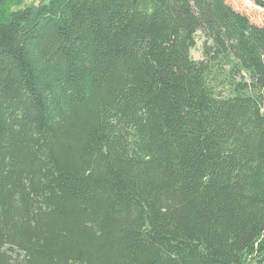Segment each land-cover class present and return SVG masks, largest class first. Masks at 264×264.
<instances>
[{"label": "trees", "instance_id": "16d2710c", "mask_svg": "<svg viewBox=\"0 0 264 264\" xmlns=\"http://www.w3.org/2000/svg\"><path fill=\"white\" fill-rule=\"evenodd\" d=\"M21 2L0 0V264H262L264 24Z\"/></svg>", "mask_w": 264, "mask_h": 264}, {"label": "rangeland", "instance_id": "374dc122", "mask_svg": "<svg viewBox=\"0 0 264 264\" xmlns=\"http://www.w3.org/2000/svg\"><path fill=\"white\" fill-rule=\"evenodd\" d=\"M33 2V0H22L21 4H28ZM233 7L240 10L241 12L246 13L251 21L257 24H264V7L259 6L253 0H227ZM20 4H13L17 7ZM205 36L201 30L197 31L196 35V44L191 49L192 56L196 59L203 57V45H204ZM246 264H259L255 259H248ZM264 264V262L262 263Z\"/></svg>", "mask_w": 264, "mask_h": 264}]
</instances>
